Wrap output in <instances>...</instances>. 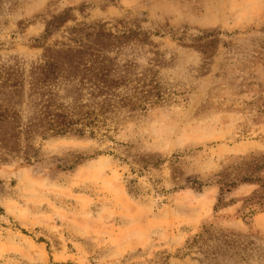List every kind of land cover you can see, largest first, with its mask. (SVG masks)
<instances>
[{
  "label": "rangeland",
  "instance_id": "374dc122",
  "mask_svg": "<svg viewBox=\"0 0 264 264\" xmlns=\"http://www.w3.org/2000/svg\"><path fill=\"white\" fill-rule=\"evenodd\" d=\"M0 264H264V0H0Z\"/></svg>",
  "mask_w": 264,
  "mask_h": 264
},
{
  "label": "trees",
  "instance_id": "16d2710c",
  "mask_svg": "<svg viewBox=\"0 0 264 264\" xmlns=\"http://www.w3.org/2000/svg\"><path fill=\"white\" fill-rule=\"evenodd\" d=\"M96 30V27L93 26V25H85V28L84 27H79L78 28V32L80 33V37H78V42L80 43H85V41L88 40L89 37H87L88 35H92V34H89V33H85L86 30ZM86 34V35H85ZM45 37H43L42 39H44Z\"/></svg>",
  "mask_w": 264,
  "mask_h": 264
}]
</instances>
